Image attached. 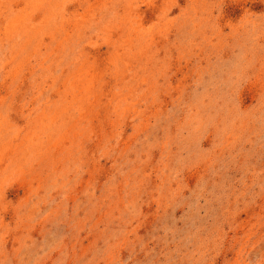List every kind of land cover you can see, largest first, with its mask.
<instances>
[{
  "label": "rangeland",
  "instance_id": "rangeland-1",
  "mask_svg": "<svg viewBox=\"0 0 264 264\" xmlns=\"http://www.w3.org/2000/svg\"><path fill=\"white\" fill-rule=\"evenodd\" d=\"M0 264H264V0H0Z\"/></svg>",
  "mask_w": 264,
  "mask_h": 264
},
{
  "label": "bare ground",
  "instance_id": "bare-ground-1",
  "mask_svg": "<svg viewBox=\"0 0 264 264\" xmlns=\"http://www.w3.org/2000/svg\"><path fill=\"white\" fill-rule=\"evenodd\" d=\"M83 55V54H82ZM23 161V160H22Z\"/></svg>",
  "mask_w": 264,
  "mask_h": 264
}]
</instances>
